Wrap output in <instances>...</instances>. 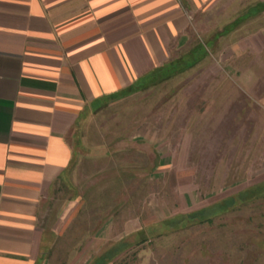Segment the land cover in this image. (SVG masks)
<instances>
[{
    "label": "rangeland",
    "instance_id": "rangeland-1",
    "mask_svg": "<svg viewBox=\"0 0 264 264\" xmlns=\"http://www.w3.org/2000/svg\"><path fill=\"white\" fill-rule=\"evenodd\" d=\"M226 1L170 64L85 115L43 202L47 264H264L262 23L230 31L253 1Z\"/></svg>",
    "mask_w": 264,
    "mask_h": 264
},
{
    "label": "crops",
    "instance_id": "crops-1",
    "mask_svg": "<svg viewBox=\"0 0 264 264\" xmlns=\"http://www.w3.org/2000/svg\"><path fill=\"white\" fill-rule=\"evenodd\" d=\"M252 1L230 31L262 23L260 52L264 0ZM222 3L0 0V264H47L43 202L68 178L85 115L170 64ZM112 228L94 244L105 246Z\"/></svg>",
    "mask_w": 264,
    "mask_h": 264
},
{
    "label": "trees",
    "instance_id": "trees-1",
    "mask_svg": "<svg viewBox=\"0 0 264 264\" xmlns=\"http://www.w3.org/2000/svg\"><path fill=\"white\" fill-rule=\"evenodd\" d=\"M128 89H126L125 91H127Z\"/></svg>",
    "mask_w": 264,
    "mask_h": 264
}]
</instances>
